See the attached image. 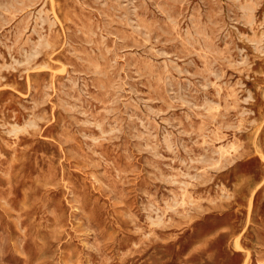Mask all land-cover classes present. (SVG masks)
Returning a JSON list of instances; mask_svg holds the SVG:
<instances>
[{
	"label": "rangeland",
	"instance_id": "1",
	"mask_svg": "<svg viewBox=\"0 0 264 264\" xmlns=\"http://www.w3.org/2000/svg\"><path fill=\"white\" fill-rule=\"evenodd\" d=\"M0 264H264V0H0Z\"/></svg>",
	"mask_w": 264,
	"mask_h": 264
},
{
	"label": "bare ground",
	"instance_id": "2",
	"mask_svg": "<svg viewBox=\"0 0 264 264\" xmlns=\"http://www.w3.org/2000/svg\"><path fill=\"white\" fill-rule=\"evenodd\" d=\"M228 150V149H227ZM158 155V154H157Z\"/></svg>",
	"mask_w": 264,
	"mask_h": 264
}]
</instances>
